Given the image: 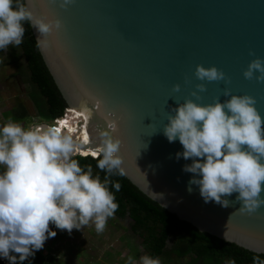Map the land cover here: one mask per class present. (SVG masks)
<instances>
[{
	"label": "water",
	"instance_id": "water-1",
	"mask_svg": "<svg viewBox=\"0 0 264 264\" xmlns=\"http://www.w3.org/2000/svg\"><path fill=\"white\" fill-rule=\"evenodd\" d=\"M29 7L61 20L50 44L39 50L68 108L78 115L80 102L87 101L92 109L87 124L78 115L91 137L95 127L115 119L124 176L199 231L264 254V206L241 213L238 193L222 207L206 203L196 185L189 191L194 174L182 167L191 158L177 159L183 146L163 134L178 103L223 101L229 98L225 88L255 97L264 119V82L243 75L251 60L264 58V0H75L67 8L59 0H34ZM197 65L216 66L228 82L197 79ZM201 83L203 92L196 88ZM176 84L179 91L173 90Z\"/></svg>",
	"mask_w": 264,
	"mask_h": 264
},
{
	"label": "clouds",
	"instance_id": "clouds-1",
	"mask_svg": "<svg viewBox=\"0 0 264 264\" xmlns=\"http://www.w3.org/2000/svg\"><path fill=\"white\" fill-rule=\"evenodd\" d=\"M33 2L0 0V50L22 43L25 21L40 34L36 39L38 48L50 44L49 37L61 28L62 22L47 14H35L29 7ZM73 3L75 0H59L61 8ZM250 55L255 53L250 51ZM243 75L264 82V58L256 56L251 60ZM195 76L201 81L228 82L216 66L197 65ZM196 88L205 91L202 83ZM179 89V84L173 86L174 91ZM191 95L200 99L196 91ZM223 95L229 98L221 101L217 97L208 104L192 99L178 103L170 110L173 114L167 117L163 134L169 142L178 139L183 146L176 153L177 159L191 158V163L182 167L194 174L188 182L189 191L191 185H196L206 203L214 201L222 207L230 206L228 197L238 193L235 200L240 202L239 211L252 214L264 206V119L255 97L232 94L228 88ZM78 115L83 116L85 124L93 117L87 101L80 102ZM36 117L27 126L12 117L0 124V258L10 264L26 260L31 264L29 257L57 235L50 223L70 234L91 222L98 233L103 232L119 207L109 185L118 192L121 184L111 177L125 174L122 141L114 135L118 130L115 119L104 127H95L91 140L87 132L81 133L83 143L91 145L87 149L91 155L81 156L96 159V168L105 173L101 179L92 164L82 166L73 158L74 153L83 151L79 137L72 135L74 128L62 130L57 123L44 122L38 114ZM64 117L65 114L61 119ZM151 195L163 198L162 193L153 190ZM139 262L161 264L159 257L148 254L140 256ZM126 264H136L132 255ZM224 264L236 261L228 258ZM253 264H264V258L254 255Z\"/></svg>",
	"mask_w": 264,
	"mask_h": 264
},
{
	"label": "trees",
	"instance_id": "trees-1",
	"mask_svg": "<svg viewBox=\"0 0 264 264\" xmlns=\"http://www.w3.org/2000/svg\"><path fill=\"white\" fill-rule=\"evenodd\" d=\"M24 27L22 43L9 45L7 49L24 83L31 86L29 97L40 119L44 122L59 120L64 116L68 104L36 46L32 26L25 21ZM92 157L77 155L73 158L82 166L92 164L94 173L99 172L103 179L105 173L96 168V159ZM111 179L121 184L118 192L109 185L119 204L111 220L126 225L129 223L130 230L144 245L146 254L159 257L161 264H224L228 258H234L236 264H253L254 255L264 258V254L254 253L235 243L201 232L190 223L178 219L143 194L126 176L114 175ZM50 227L56 229L51 223ZM29 260L31 264H67L64 260L56 262V257L43 248L36 251L34 257H29ZM23 264L30 262L26 260Z\"/></svg>",
	"mask_w": 264,
	"mask_h": 264
},
{
	"label": "rangeland",
	"instance_id": "rangeland-1",
	"mask_svg": "<svg viewBox=\"0 0 264 264\" xmlns=\"http://www.w3.org/2000/svg\"><path fill=\"white\" fill-rule=\"evenodd\" d=\"M8 56H10V52H8ZM14 69L11 65L4 70V73L8 76L14 73ZM21 88L26 95L31 115L24 116V120L21 121V123H24L23 125L27 126L35 122L33 117L38 119L36 117L37 111L27 97L31 90L30 84L22 85ZM14 96L15 94L11 91L7 96V104L3 102L0 105V120H2V114L17 104V100L14 98H12L13 103H9L10 97ZM48 123H55V120L48 121ZM128 224L116 223L109 218L104 231L100 233L96 231L94 224L91 222L84 225L81 230L73 229L70 234L67 230L56 228L57 235L54 236L53 245H50V247L47 245L49 244L48 239L44 244L49 247L50 251L44 247L43 249L56 257L58 262L64 260L67 264H98V262L103 264H126L129 255L134 257L136 264H140L139 257L146 254V249L139 237L130 230Z\"/></svg>",
	"mask_w": 264,
	"mask_h": 264
},
{
	"label": "flooded vegetation",
	"instance_id": "flooded-vegetation-1",
	"mask_svg": "<svg viewBox=\"0 0 264 264\" xmlns=\"http://www.w3.org/2000/svg\"><path fill=\"white\" fill-rule=\"evenodd\" d=\"M8 52H10L9 49L0 50V81H1V83H0V96H2V94H4V93L10 94L11 91H12V93L15 94V96L13 98L17 100V104L15 105V107L11 108L9 111L12 113V118L14 120L21 122L24 120V116H26V115L31 116L30 112H29V105H28V101L26 100V96H25V94H20L22 91L21 86L25 85L26 83H24L22 76L18 73L16 63H14V60H12L13 58L11 56V52H10V56H8ZM11 65L15 68L14 73L9 74L8 79L5 80V78H7V76L4 73V70L7 67H10ZM0 101H1V99H0ZM10 102H12V101H9V103ZM30 102H31V100H30ZM32 105H34V103H32ZM34 109L36 110L35 106H34ZM9 111L5 112V114L7 115V113ZM35 120H36V118H35ZM22 124H24V123H22Z\"/></svg>",
	"mask_w": 264,
	"mask_h": 264
},
{
	"label": "bare ground",
	"instance_id": "bare-ground-1",
	"mask_svg": "<svg viewBox=\"0 0 264 264\" xmlns=\"http://www.w3.org/2000/svg\"><path fill=\"white\" fill-rule=\"evenodd\" d=\"M60 121H64L63 124H59L58 125V126H60L62 128V130H67L69 127L74 128V131L72 132V135L74 137H79V139L81 141V147L83 149V151H80V153H82L83 155H91V153L87 151V149L91 145H90V143H83V135H81V133H83V132H87L88 134H89V132L87 131V129L84 126V124L81 123L82 121L80 120V118L77 115V113L75 112V110L72 108L68 112V115L66 117H64ZM91 138L92 137L89 134V139L91 140ZM76 153H78V152H76Z\"/></svg>",
	"mask_w": 264,
	"mask_h": 264
},
{
	"label": "crops",
	"instance_id": "crops-1",
	"mask_svg": "<svg viewBox=\"0 0 264 264\" xmlns=\"http://www.w3.org/2000/svg\"><path fill=\"white\" fill-rule=\"evenodd\" d=\"M8 79V76H7V78H5V80H7ZM0 83H1V81H0ZM26 85H28V84H25V86ZM7 88V87H6ZM7 90V89H6ZM7 92V91H6ZM20 94H25L23 91H21V93ZM7 96H9V94H6V93H4V94H2V96H0V99H3V101H0V105L1 104H3V102L5 103V104H7ZM26 96V95H25ZM27 97L30 99V97H29V95L27 94ZM11 98V100L10 101H12V98L13 97H10ZM31 100V99H30ZM31 102H32V100H31ZM33 103V102H32ZM38 114V113H37ZM12 117V113L9 111L8 113H7V115L4 113V114H2V120H0V124H3L9 117ZM49 227H50V225H49ZM51 228V227H50ZM52 229V228H51ZM53 230H55V229H53ZM49 240V244H47V245H49V247H50V245H53V240H54V237H51V238H49L48 239ZM49 247H47V246H45L44 245V248L45 249H47L48 251H50L49 250ZM54 247H55V243H54Z\"/></svg>",
	"mask_w": 264,
	"mask_h": 264
},
{
	"label": "built area",
	"instance_id": "built-area-1",
	"mask_svg": "<svg viewBox=\"0 0 264 264\" xmlns=\"http://www.w3.org/2000/svg\"><path fill=\"white\" fill-rule=\"evenodd\" d=\"M71 109H67L66 112H65V117L68 115V112L70 111ZM62 120V119H61ZM59 122L60 120H56L55 123H57L59 125ZM82 153L78 152V153H74V156L76 155H81ZM87 156V155H86ZM0 264H8L7 261L5 260V258H0Z\"/></svg>",
	"mask_w": 264,
	"mask_h": 264
}]
</instances>
